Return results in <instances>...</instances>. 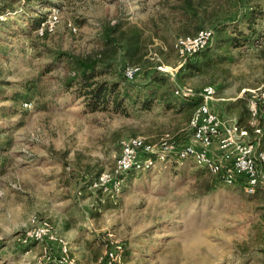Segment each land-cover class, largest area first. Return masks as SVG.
Returning <instances> with one entry per match:
<instances>
[{
	"label": "rangeland",
	"instance_id": "374dc122",
	"mask_svg": "<svg viewBox=\"0 0 264 264\" xmlns=\"http://www.w3.org/2000/svg\"><path fill=\"white\" fill-rule=\"evenodd\" d=\"M52 1L61 6L53 32L7 38L0 29V264H42L45 244L23 242L34 218L52 224L79 264H98L116 242L126 249L125 264H264V183L248 193L186 161L129 178L118 198L92 188L121 154L122 140L190 142L193 106L169 110L153 102L127 113L92 112L66 88L78 59L114 62L118 73L129 39L139 35L141 52L129 67L143 73L157 68L169 75L173 89L213 86V109L226 121L245 117L248 126L250 91L264 87L261 46H233L231 60L197 73L184 69L175 43L219 19L239 17L245 6L264 9V0ZM23 4L0 0V15L30 32L19 10ZM52 9L36 6L31 15ZM108 33L118 40L110 47L104 46ZM25 82L34 85L28 99L16 96ZM241 98L245 106L238 104ZM263 115L262 107L261 124Z\"/></svg>",
	"mask_w": 264,
	"mask_h": 264
},
{
	"label": "built area",
	"instance_id": "2783aa9c",
	"mask_svg": "<svg viewBox=\"0 0 264 264\" xmlns=\"http://www.w3.org/2000/svg\"><path fill=\"white\" fill-rule=\"evenodd\" d=\"M58 13L59 9H53L48 20L40 25L38 32L41 36L55 30L60 21ZM5 19V15H0V28ZM73 31L76 33L78 29L73 27ZM212 38V29H202L194 36L179 37L175 49L186 61L188 57L204 49ZM139 72V67H128L125 76L128 80H134ZM174 93L180 99L196 103L190 120L193 133L190 142L180 144L167 137L156 145L140 136L122 140L121 154L110 170L99 175L92 188L118 198L126 185V176L131 171H149L177 156L192 160L227 185L241 184L248 193H255L264 183V174L261 173V168L264 167V115L262 124L259 122L260 109L264 104V87L250 91L252 119L249 127L241 126L238 121H226L213 109V102L217 100V91L213 86L200 91L178 86ZM249 128H255L256 138L252 137ZM216 141L220 150L219 157L213 153ZM34 241L45 244L42 264H79L71 256L69 242L56 233L49 221L38 218L31 221L30 227L24 232L23 242ZM55 249L59 252L56 257L53 252ZM124 250V246L116 242L107 247L98 264H125Z\"/></svg>",
	"mask_w": 264,
	"mask_h": 264
},
{
	"label": "trees",
	"instance_id": "16d2710c",
	"mask_svg": "<svg viewBox=\"0 0 264 264\" xmlns=\"http://www.w3.org/2000/svg\"><path fill=\"white\" fill-rule=\"evenodd\" d=\"M23 2L24 4L19 10L21 14L28 19L31 31L27 32L21 29L20 25L18 26L19 23L14 19H5L2 21L0 29L7 38L13 36L19 38V34L30 36L33 30L39 29L40 25L48 20L52 13L51 11H39L36 16L31 15L35 11L36 6L47 5L50 8L59 10L61 7L53 3L52 0H23ZM188 5L192 8L190 3H188ZM262 19H264V9L260 5L255 4L245 6L239 17L235 15L217 20L212 24L211 29L213 30V38L211 42L198 53L188 57L183 66L184 69L187 70V72L194 71L199 73L202 72L205 66H209L216 62L225 63L227 60L232 59L231 47L242 46L250 41L259 48L261 46V52L264 56V43L262 41L264 32L260 30L263 26V23H261L263 21ZM118 26L114 27L113 30H119ZM47 33L48 32H45L44 34ZM136 39H139V35L129 39V46H127L123 54L126 60L124 59V65L122 64L118 73L114 69V62H105L103 59L97 57L82 60L78 59L75 75L69 77L67 80V91L71 92L78 99L83 98L86 109L92 112L106 111L112 108L116 113H127V109L130 106L151 108L153 102H159L169 110H182L186 108L187 105L195 108L196 103L193 101L181 99L183 102H180L178 100L180 98L175 96V89H173V86L169 82V75L159 71L157 68L151 69L147 71V73L139 72L134 80L127 79L125 76L126 69L132 65L134 59L137 58L141 52L140 45ZM116 41L118 40L111 37V34L108 33L107 36H105L104 46L110 47L114 45ZM222 51L223 53H221ZM112 73H117V75L112 79H107L106 76H110ZM21 85L23 86H21L23 93L18 92L16 96L28 99L30 93L34 90V85L28 82L22 83ZM246 102L247 99L241 98L238 104L244 103L245 106ZM262 107L264 108V105H262L261 108ZM244 108V112L247 114L249 121V110L247 106ZM244 119L245 117H241L238 121L241 126H247L243 124ZM247 127H249V124ZM249 130L252 134L253 129L249 128ZM186 161L192 160L175 156L169 158L164 166L169 167ZM204 172L211 174L206 169H204ZM141 173L143 172H137L136 170L131 171L126 176V181ZM216 179L218 178L216 177ZM218 180L224 183L220 179ZM261 185L259 187H261ZM27 243L31 244L32 242ZM27 243L25 245H27ZM126 254L127 252L125 249L124 261H126Z\"/></svg>",
	"mask_w": 264,
	"mask_h": 264
},
{
	"label": "crops",
	"instance_id": "0c3cea01",
	"mask_svg": "<svg viewBox=\"0 0 264 264\" xmlns=\"http://www.w3.org/2000/svg\"><path fill=\"white\" fill-rule=\"evenodd\" d=\"M213 153L215 156L219 157L220 156V150L218 146V142L216 141L214 146H213Z\"/></svg>",
	"mask_w": 264,
	"mask_h": 264
}]
</instances>
